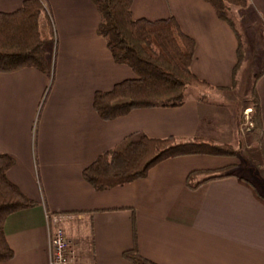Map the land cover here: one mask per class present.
I'll use <instances>...</instances> for the list:
<instances>
[{
  "label": "crops",
  "instance_id": "0c3cea01",
  "mask_svg": "<svg viewBox=\"0 0 264 264\" xmlns=\"http://www.w3.org/2000/svg\"><path fill=\"white\" fill-rule=\"evenodd\" d=\"M23 1L0 0V12H13ZM41 3L48 73L33 67L0 73V154L14 160L6 176L37 203L5 219L13 257L0 264H50L55 225L77 246H85L89 236L90 264H130L122 255L133 247L158 264H264V202L253 193V183L229 174L196 188L186 185L193 171L238 169L230 157L167 159L143 178L101 191L82 177L96 157L139 134L231 145L246 141L252 130L239 128L243 106L226 94L239 85L232 71L240 43L245 52V42L252 44L249 35H241L233 22L238 38L204 0H132L135 19L177 20L195 41L190 69L209 87H196L179 106L139 108L104 121L92 108L93 94L133 73L112 60L97 33L99 15L91 0ZM237 9L255 24L264 48V0H248ZM261 72L254 88L264 155V67Z\"/></svg>",
  "mask_w": 264,
  "mask_h": 264
},
{
  "label": "trees",
  "instance_id": "16d2710c",
  "mask_svg": "<svg viewBox=\"0 0 264 264\" xmlns=\"http://www.w3.org/2000/svg\"><path fill=\"white\" fill-rule=\"evenodd\" d=\"M215 15L226 21L235 31L230 18V7L245 8L248 0H204ZM99 15L97 33L115 63L126 65L133 77L120 81L108 91L93 94L91 105L104 121L125 116L134 109L175 107L183 103L189 86L209 85L190 69L194 58L195 41L185 34L174 17L159 20L132 17V0H91ZM40 0H24L10 13L0 12V73L33 67L43 73L50 69L40 21L44 15ZM240 43L232 81H238L245 48ZM252 75L251 122L259 124V103L254 85L261 75ZM236 152L227 144H216L207 139L180 140L172 136L151 138L144 134L131 136L119 148L100 154L82 170L83 179L97 191L121 186L143 178L158 163L181 156H232ZM11 156L0 154V261L9 260L13 252L3 231L8 215L37 205L24 195L6 176L13 165ZM228 167L213 171H193L186 185L196 188L200 184L228 175ZM202 174L203 177L199 178ZM242 178V177H241ZM244 179V178H242ZM253 193L264 202V197L252 185ZM130 264H158L143 256L133 247L123 253Z\"/></svg>",
  "mask_w": 264,
  "mask_h": 264
},
{
  "label": "rangeland",
  "instance_id": "374dc122",
  "mask_svg": "<svg viewBox=\"0 0 264 264\" xmlns=\"http://www.w3.org/2000/svg\"><path fill=\"white\" fill-rule=\"evenodd\" d=\"M229 15L241 35H249V39L252 44H248L247 42H245V44L249 45V48L246 50V55L240 65L238 81L236 82L239 83V85L234 90H231L229 93H227L226 97L235 100L237 102V104L236 102H234L236 105L240 103L243 106L242 114L239 117V128L240 125H242L243 131H245L246 129L252 131L248 132L246 141H242L239 143L237 141L235 145L227 144L230 145V147L236 152L235 155L229 157L235 162H238L237 165H239V167L238 169H236V165H230L228 166V170H226V172L228 175L237 174L239 176L241 175L243 178H247L256 187L258 193L264 197V155L261 151V141L260 139L258 140L257 137L260 134V129L259 126H253L250 119V117H252L250 115L252 107V92L250 90L252 85V75L254 73H259L260 71H262V67H264V48L262 46V43L257 40L258 34L255 24H252L250 21L244 18V15L241 14L236 7H230ZM196 87L203 86L187 87L185 90V97L187 98V95L194 96L197 92V90L195 89ZM246 144H250V146H246ZM58 228H60V226L55 225L53 232ZM85 239V246L81 244L80 246H77L75 241H73L72 239H68L71 243L70 246L73 249L75 255L73 264L91 263L90 248L88 244L89 236Z\"/></svg>",
  "mask_w": 264,
  "mask_h": 264
},
{
  "label": "built area",
  "instance_id": "2783aa9c",
  "mask_svg": "<svg viewBox=\"0 0 264 264\" xmlns=\"http://www.w3.org/2000/svg\"><path fill=\"white\" fill-rule=\"evenodd\" d=\"M240 129L243 131L242 125ZM53 221L56 223L57 219L53 217ZM70 244L63 231L56 229L50 240V264H73L75 255Z\"/></svg>",
  "mask_w": 264,
  "mask_h": 264
}]
</instances>
